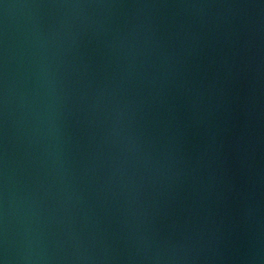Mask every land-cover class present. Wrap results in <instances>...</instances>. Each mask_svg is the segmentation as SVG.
<instances>
[{"label": "water", "instance_id": "obj_1", "mask_svg": "<svg viewBox=\"0 0 264 264\" xmlns=\"http://www.w3.org/2000/svg\"><path fill=\"white\" fill-rule=\"evenodd\" d=\"M2 264H264V0H0Z\"/></svg>", "mask_w": 264, "mask_h": 264}, {"label": "clouds", "instance_id": "obj_2", "mask_svg": "<svg viewBox=\"0 0 264 264\" xmlns=\"http://www.w3.org/2000/svg\"><path fill=\"white\" fill-rule=\"evenodd\" d=\"M0 264H2V262H0Z\"/></svg>", "mask_w": 264, "mask_h": 264}]
</instances>
